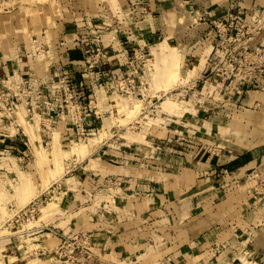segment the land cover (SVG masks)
I'll return each instance as SVG.
<instances>
[{"label": "rangeland", "instance_id": "rangeland-1", "mask_svg": "<svg viewBox=\"0 0 264 264\" xmlns=\"http://www.w3.org/2000/svg\"><path fill=\"white\" fill-rule=\"evenodd\" d=\"M119 2L131 22L111 31L92 15V0H0V81L18 76L17 48L46 39L41 48L53 63L35 60L16 90L34 83L46 95L51 76L82 93L83 105L63 109L62 120L49 109L45 119L57 123L39 141L0 115V264H126L133 251L158 261L164 248L168 264H264V193L257 192L264 161L252 150L264 141V3L218 0L205 12L201 0H155L141 23L132 0ZM97 51L104 56L92 63ZM138 56L134 86L147 66L144 88L173 89L151 97L165 109L160 118L132 86L131 96L111 102L110 118L100 114L101 93L98 107L87 108L95 85L125 82ZM57 69L61 75H52ZM186 72L192 87L178 95ZM217 85L222 104L208 95ZM192 109L200 120L221 113L215 132L223 129V147L215 138L199 142L206 129L189 136ZM3 125L18 130L10 136Z\"/></svg>", "mask_w": 264, "mask_h": 264}, {"label": "clouds", "instance_id": "clouds-1", "mask_svg": "<svg viewBox=\"0 0 264 264\" xmlns=\"http://www.w3.org/2000/svg\"><path fill=\"white\" fill-rule=\"evenodd\" d=\"M94 6L96 7L97 11L92 13V15L99 16L103 19V24L107 26V28L111 29V31L116 30V26L118 24H128L131 22L128 19V12L121 11L120 8V2L119 0H92ZM205 12L206 8L209 4L217 3L218 0H201ZM220 3H225L226 0H219ZM235 2H239V0H235ZM261 3H264V0H260ZM132 3L137 5L133 11L136 13V19L140 20L141 23H143L144 19H147L150 16V9L155 3V0H132ZM143 4V7H140L139 5ZM229 6H233L232 4H229ZM94 32L100 31L99 29H92ZM221 31H223V28L221 27ZM130 39H135V37L130 36ZM47 40L41 39L39 42L36 43V45L29 46L28 51H24L20 48H17L14 53V64L16 65L15 71L18 73L17 77H12L11 79H7L4 81H0V108H5V105H10L9 108H6L3 113H0V115H10L13 117L12 124L14 125H20L23 123L26 127H28L29 131L32 133V139L39 141L41 137L50 138L52 135V128L57 123L56 120H46L45 117L47 116V111L49 109H55L58 112L59 118L62 120L64 119L63 116V109L65 108H80L83 105L80 103V101L77 99L78 95H82V93L77 94L73 91L67 90L63 82H61L59 85L52 82L51 76H49V92L45 94L37 93L35 84H30L29 88L31 90L27 89H21L17 91L16 89L19 88V85L23 83V81L19 80V75H22L26 68H31L32 63L37 59H43L47 57L45 60V67L47 68L48 64L53 63L52 58L49 55L50 50L47 48H41V45H46ZM23 56H28L29 60L24 61L21 59ZM104 56V53L97 51L94 53L90 60L92 63H96L98 58ZM107 60H111V57H105ZM137 60L140 61V63H137L134 67L130 68L127 76L128 79L125 82L122 83H116L115 85L109 83L104 84L101 86L99 83L95 85L93 95L91 97L92 103L87 105V108L90 109H96L98 107L96 101H97V93H101L102 99L104 102L103 109L100 110V114L104 115L105 118L108 117V113L112 112L114 108L117 107L116 104L111 103L112 101H119L121 99V96H131L133 94L132 88L129 86H132L135 88V91H142L144 95V105L151 107L152 114L154 115L155 119L160 118V114L165 112V109L159 105L157 102L156 105L152 104L151 97L155 95L164 96L172 95L173 89H164V90H158L153 91L151 88H144L143 85L148 83L150 79V71L147 68V66H144L145 76L140 77V86L136 87L133 85V80L139 75L137 72V69L141 67L143 63V57H137ZM202 67V65H201ZM198 69H193L192 71H197ZM52 75L60 76L61 72L59 69L56 70L55 73ZM94 78L96 81H99L100 74H94ZM192 79L191 72H186L184 74V78L179 82V84L175 87L174 91L178 95H186L188 94V90L192 87L190 81ZM15 82V86L13 88L12 92H5L4 88L8 87L9 85H13ZM39 83H44L43 80L39 81ZM235 84H233V87ZM209 87L208 95H212L213 99L216 102L223 103L224 97L219 94L217 89L223 88V85H217L216 88ZM229 89L228 91H230ZM117 93H120V95H117ZM10 95H15L19 103L17 105H11V101H9L8 97ZM196 103H201V101L196 100ZM36 109H40L39 115L36 114ZM188 110V109H185ZM192 117L195 120V123L188 124L186 127L189 129V136H193L194 133L201 131V129H206L207 132V138L202 139L199 142L201 143H208L213 138H215L217 141H220L219 147H223L222 141L225 139V133L223 129H221L220 132H215V128L217 126L218 121L222 120L221 113H210L208 118L205 120H200V118L197 116V111L195 109H192ZM205 111H208V109H205ZM176 115L182 116L183 111L177 113ZM16 116H19L20 119H16ZM26 118V119H25ZM171 119L170 115L164 116V121H167ZM28 120H32L33 123L31 125H28ZM115 122V121H114ZM181 121L177 120V123H180ZM0 124H2V121H0ZM199 125V127H198ZM5 128L10 129L7 131V135L14 136L17 132V128L11 127V125H3ZM135 126V125H132ZM80 132L83 133V129H80ZM215 133V134H214ZM122 134L121 128L119 125H117L116 130L111 133V135L115 137H119ZM204 133H202V136ZM251 143V142H250ZM252 150L255 153V158L257 160L264 161V141L257 142L252 145ZM243 174L242 171L240 173ZM254 187V185H253ZM257 192L264 193V186L257 189ZM264 198V197H262ZM171 249L164 248L160 251L159 256L161 257L158 261H152L145 259L144 256L136 257V252L133 251L130 253V257L127 260L126 264H168V259L170 257H167V253L170 252ZM136 257V258H133Z\"/></svg>", "mask_w": 264, "mask_h": 264}, {"label": "crops", "instance_id": "crops-1", "mask_svg": "<svg viewBox=\"0 0 264 264\" xmlns=\"http://www.w3.org/2000/svg\"><path fill=\"white\" fill-rule=\"evenodd\" d=\"M226 160L228 159V157L227 158H225Z\"/></svg>", "mask_w": 264, "mask_h": 264}]
</instances>
